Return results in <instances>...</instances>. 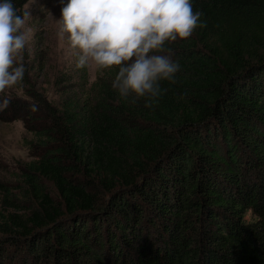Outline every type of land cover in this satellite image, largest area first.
Masks as SVG:
<instances>
[{
	"label": "trees",
	"instance_id": "1",
	"mask_svg": "<svg viewBox=\"0 0 264 264\" xmlns=\"http://www.w3.org/2000/svg\"><path fill=\"white\" fill-rule=\"evenodd\" d=\"M191 4L206 27L150 53L180 65L151 107L78 56L55 101L28 69L0 99L33 157L0 184V264H264V0Z\"/></svg>",
	"mask_w": 264,
	"mask_h": 264
},
{
	"label": "clouds",
	"instance_id": "2",
	"mask_svg": "<svg viewBox=\"0 0 264 264\" xmlns=\"http://www.w3.org/2000/svg\"><path fill=\"white\" fill-rule=\"evenodd\" d=\"M61 18L58 38L67 36L69 46L78 50L77 68L119 67L112 87L120 96L135 103L140 97L151 99L165 90L161 80L175 83L180 70L170 56L150 54L163 51L166 41L189 38L200 23L202 13L193 12L191 0H59ZM17 14L12 0H0V93L23 80L26 71L23 51L30 33L24 30L26 18ZM10 103L5 99L0 108Z\"/></svg>",
	"mask_w": 264,
	"mask_h": 264
},
{
	"label": "rangeland",
	"instance_id": "3",
	"mask_svg": "<svg viewBox=\"0 0 264 264\" xmlns=\"http://www.w3.org/2000/svg\"><path fill=\"white\" fill-rule=\"evenodd\" d=\"M61 7L59 0H26L22 5L23 14L29 12L24 30L30 33L22 54V63L29 70L30 84L51 101L57 98L51 87V80L58 72L72 67L79 54L78 50L70 48L67 36L64 40L58 38ZM97 70L99 69L94 66H86L88 84L94 80ZM19 86L17 83L0 93V99L11 95L23 98ZM31 138L32 135L25 130L20 120L0 121V184L11 190L17 185L23 163L33 158L25 143Z\"/></svg>",
	"mask_w": 264,
	"mask_h": 264
}]
</instances>
